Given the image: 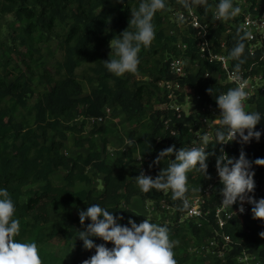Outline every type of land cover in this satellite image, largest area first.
<instances>
[{
    "label": "trees",
    "instance_id": "1",
    "mask_svg": "<svg viewBox=\"0 0 264 264\" xmlns=\"http://www.w3.org/2000/svg\"><path fill=\"white\" fill-rule=\"evenodd\" d=\"M175 1L164 0L165 10L155 14L152 21L155 38L149 47L141 46L137 72L118 77L105 67L104 61L110 59L112 51L109 42L128 28L131 12L138 9L142 0H0V189L8 190L16 209L13 218L20 220V231L14 239L21 243L35 242L42 264H66L47 246L54 238L65 243L74 240L70 264H82L95 254V248L85 249L78 237L79 231L91 223L86 220L82 226L79 211L92 204L106 208L114 217H123L117 222L121 226L131 227L129 219L137 225L148 219L166 226L170 241H184V252H179V244L173 248L177 264H187L191 260L189 248L194 239L219 237L214 213L204 214L201 223L190 220L188 227L180 223V215L188 209L182 210V202L174 201L172 196L167 201L177 208L178 216L171 222L151 218L128 205L138 196L147 200L164 194L155 189L147 193L141 191L134 179L141 171L135 154L146 159L143 162L145 169H152L158 175L175 159L173 154L159 164H153L159 152L172 145L176 150L187 148L186 143L192 139L189 127L183 124L189 117L179 120L177 134L171 132L174 127L167 129L164 126L155 85L160 78L173 77L167 68L166 57L176 51L173 42L177 37L170 34L172 22L166 20L165 13ZM248 1L252 9L264 8V0ZM219 2L207 0L205 5H198L199 11L212 21L213 7ZM226 22L232 27L227 32L229 55L238 40L240 18ZM226 30L223 21L212 28V35L220 38ZM184 39L191 43L190 52L196 55L195 40L187 36ZM52 41L57 42L56 61L49 68L44 61V45ZM244 43L241 59L245 63L241 68L253 67L264 73V45L253 54L247 40ZM112 58H115L114 54ZM236 63L237 60L231 59L232 66ZM201 65L199 72L189 75L183 82L194 85L206 101L230 89L229 85L216 83L214 77H205L207 70L219 67L217 63L201 60ZM35 87H39L37 99L30 103ZM209 88H212L211 94L207 91ZM109 105L113 112L124 114L131 125L132 143L125 149L118 170L107 163L104 155L111 129L94 125L84 133L88 117L102 115ZM248 112L260 114L261 120L254 131L261 132V137L259 141L251 139L253 145L246 147V143L239 142L238 134L228 154L230 158L238 159L243 149L246 158L253 162L250 171L255 172V179L264 176V166L254 164L257 158H264V89L249 100ZM79 117L81 120L76 123ZM69 132L74 135L75 145L87 147V153L73 156L65 152ZM98 137L104 143L103 151L97 148ZM221 147L223 145L213 141L206 148V152L215 153L206 160L208 175L216 171V157L220 155ZM61 168L67 171L63 183L56 180V172ZM91 168L93 173L89 172ZM187 177L189 191L186 197L189 198L192 189L205 177L195 169L189 171ZM96 179L99 184L94 183ZM78 182L88 187L78 189ZM222 188L219 183L211 200L204 203L206 208L220 202ZM254 198H264V193H254ZM58 202L72 207L75 213L73 209L64 211L62 226L48 231L52 208ZM238 203L239 200L232 206ZM224 230L231 235L233 247L225 264H236L234 258L243 251L259 252L260 263L264 264V238L259 235L264 232V221L254 219L251 212L242 219L232 218ZM90 239L95 245L114 247L112 242L99 237ZM205 264L223 262L216 260Z\"/></svg>",
    "mask_w": 264,
    "mask_h": 264
},
{
    "label": "clouds",
    "instance_id": "2",
    "mask_svg": "<svg viewBox=\"0 0 264 264\" xmlns=\"http://www.w3.org/2000/svg\"><path fill=\"white\" fill-rule=\"evenodd\" d=\"M179 3L191 11L194 5H205L207 0H179ZM164 0H142L138 9L131 12L128 28L118 38L109 42L111 48L110 59L104 61L107 70L120 77L126 73H136L140 63L138 54L141 46L147 48L155 38L153 18L157 11L165 10ZM240 7H233L232 0H220L213 13V20L228 21L241 13ZM183 22L184 17H179ZM129 28H134L130 31ZM242 33V34H241ZM237 43L232 48L228 59L237 60L234 66V75L231 77L237 87L230 88L226 93L216 97V103L220 109L219 119L214 122L221 127L215 132L216 143L227 144L237 139L241 144L248 143L255 138L259 141L261 132L254 131L260 122L261 116L258 112H246L244 102L249 93L245 91L247 81L240 76L241 65L245 60L241 59L245 51V40L254 39L253 33L245 27L237 29ZM114 54L115 58H112ZM212 93V88L207 89ZM247 130V135H245ZM202 144L199 147L180 148L176 150L175 145L169 146L157 155L153 164H159L167 156L175 155V159L167 168H163L155 179L140 174L134 177L141 191L147 193L152 189L162 191L165 194L172 192V199L182 202V210L189 208V200L186 197L188 188L187 173L193 169L211 179L207 173L206 160L215 153L206 152L210 143V136L205 134L201 137ZM129 144L132 141H128ZM252 163L246 158L243 149L239 158H230L220 149V155L216 157V171L223 185L221 205L231 208L238 200L239 211H245L243 204L247 202L253 205L251 211L254 219L264 221V198L256 200L254 196H248L255 189V172L250 171ZM257 166H264V158L254 161ZM198 165V167H197ZM151 167V165H150ZM200 191L201 189H192ZM16 209L10 194L6 188L0 189V264H42L38 247L35 242L21 243L14 238L20 231V220L14 219ZM113 213L99 204H92L86 210L79 211L80 224L83 226L86 220H90L85 230L79 231L78 237L83 241L85 249L95 248V254L86 259L82 264H177L174 258L173 248L179 241H170L166 226L150 222L144 219L138 225L129 219L128 226L117 223ZM264 238V232L259 234ZM90 237H99L105 242H112L114 247L107 248L104 244L95 245Z\"/></svg>",
    "mask_w": 264,
    "mask_h": 264
},
{
    "label": "built area",
    "instance_id": "3",
    "mask_svg": "<svg viewBox=\"0 0 264 264\" xmlns=\"http://www.w3.org/2000/svg\"><path fill=\"white\" fill-rule=\"evenodd\" d=\"M191 2V0H189ZM233 7H240L241 13L236 16L240 18L238 26L245 27L253 33L254 39L247 40L249 43V51L255 53L257 49L264 45V8L259 10L257 8L252 9L248 0H232ZM216 10V6L213 7V13ZM166 20H170L171 30L170 34L177 38L173 42L176 46V51L166 57L167 68L173 77H163L156 81L155 85L157 97L159 98L158 108L163 110L161 119L164 126L171 132L177 134L180 131L179 120L189 117L183 124L190 129L192 139L186 143L187 148L199 147L202 144L201 137L205 134L210 136V142L216 141L215 132L217 128L221 127L214 121L219 119L220 109L216 103V98L212 100H205L204 96L197 91L194 85L183 82V80L189 75H193L201 69V60L209 63H217L218 68L213 71L207 70L205 77H214L216 83L229 85L230 88L237 87L235 81L231 79L234 75V66L231 64V59H228L227 54V32L232 30L229 23H226V31L220 38L212 35V28L218 27L223 22L222 20H209L201 14L198 5H194L192 10L185 9L179 0H176L170 5L167 10ZM183 16V22L179 17ZM184 36L194 39L195 41V53L190 52L189 41L184 39ZM243 80L247 81L245 91L249 93L248 98L244 102L245 111H249V100L256 96L264 89V73L262 70H254L253 67L241 68L239 73ZM224 91L221 94L226 93ZM220 94V95H221ZM113 112V108L109 105L104 109L102 115H93L88 117L92 123L101 125L109 115ZM238 135V134H237ZM234 141L227 144H223L224 151L228 154V149L233 147ZM246 147H251L253 141L250 140L245 144ZM229 156V154H228ZM139 167L144 171L145 175L156 178V173L152 169H145L143 162L146 160L139 153L135 154ZM140 174V173H139ZM211 179L205 178L201 183L197 185L195 189H201L200 191H193L189 196V208L186 212L180 215V223H184L186 219L190 218L198 223H201V219L204 214L214 213L215 223L218 225L217 234L219 237L208 238L207 244L209 247L215 249V261L220 260L225 264L227 262V255L232 247V237L226 233L224 228L228 222L234 218H244L246 215L251 214L252 205L245 202L243 207L245 211L241 213L239 211L240 202L236 206L231 208H224L221 203L223 196H220V202L214 207H205L204 203L211 200L217 185L220 183L217 171L209 174ZM255 189L253 193H248V196H254V193H264V176L259 175L255 179ZM165 193L162 195L164 197ZM167 197L164 198L165 202L163 206L173 216H178V211L175 206L168 203L167 199L172 196L171 190L168 191ZM165 221L171 222L172 217ZM213 227V226H212ZM206 240V239H205ZM203 240L200 244L203 246ZM236 264H261L259 252L243 251L234 258Z\"/></svg>",
    "mask_w": 264,
    "mask_h": 264
},
{
    "label": "rangeland",
    "instance_id": "4",
    "mask_svg": "<svg viewBox=\"0 0 264 264\" xmlns=\"http://www.w3.org/2000/svg\"><path fill=\"white\" fill-rule=\"evenodd\" d=\"M44 47L46 50L44 61L47 67L52 68L56 61L54 52L56 51V48H57V42L52 41L49 45H44ZM38 91H39V87H35L34 95L30 98V103H34L36 101ZM252 107L255 108L254 105ZM80 120H81L80 117L76 119V123H79ZM94 125H98V124L92 123L90 120H88V124L86 126V130L84 133L90 130ZM101 126H106L111 129V132L108 138L109 141L107 144V148L104 151V155L106 157L107 163L112 168L118 170L121 168L120 159L124 157V151L130 145L128 141H131V138L129 135L131 125L126 120V117L124 114L120 112H112V114L107 117V119L101 124ZM97 139H98L97 148L103 151L104 143L103 141H101L99 137ZM64 150L67 154L73 155V156L77 155L78 153H87V147L78 148L75 145L74 135L70 132H69V138L66 142ZM136 164L139 165L138 162H136ZM93 171L94 170L92 168L89 169L90 173H93ZM66 172L67 171L62 168L56 172V180L59 183L65 182L64 177H65ZM94 183L99 184V181L96 179ZM76 187L79 189V188H87L88 186L83 182H78L76 184ZM167 194H165L164 197L161 195V196L149 198L147 200H143L141 197L138 196L132 202L131 206L132 208L149 215L151 218H156V219H160L163 221L170 217L174 219L173 214H171L163 206L164 203H167L165 202V199H164L167 197L166 196ZM69 209L72 210L73 208L65 206L62 202H58L57 205L52 208L51 221L47 225V230L51 231L53 228H60L63 224L62 219L65 213L64 211L69 210ZM72 211L73 213H75L74 209ZM190 220L191 219L188 218L184 222L186 227L189 226ZM210 228H213L212 225ZM198 241H199L198 239H194V241L192 242V246H190L189 248V251L192 254V258L187 264H204V262L206 261L214 262L216 259L215 255L217 252L214 251L215 249L209 247V244H207L208 239H206L205 240L206 242H204L203 244L205 248L202 247V244L196 245L197 243H199ZM47 246L49 249L55 251L56 254L61 256L64 259V262L66 264H70L71 258L75 250L74 240H72V242L65 243L63 240L54 238L47 243ZM179 246H180V249H179L180 253L186 250L184 241L182 239L179 240ZM205 252L209 253L208 258L205 257V255H207V253Z\"/></svg>",
    "mask_w": 264,
    "mask_h": 264
},
{
    "label": "crops",
    "instance_id": "5",
    "mask_svg": "<svg viewBox=\"0 0 264 264\" xmlns=\"http://www.w3.org/2000/svg\"><path fill=\"white\" fill-rule=\"evenodd\" d=\"M135 199H136V197L133 199V201H134ZM133 201H132V202H133ZM132 202H131L130 204H128L130 207H132V206H131ZM116 218H118V217H116ZM117 222H118V220H117ZM202 241H203V240H199V241H198L199 243H197L196 245L200 244ZM191 246H192V245H191ZM192 248H193V247H192ZM192 248H191V249H192ZM205 253H207V252H205ZM208 256H209V253H207V255H205L206 258H208ZM206 262H207V261H206ZM206 262H204V264H205ZM212 262H213V261H212Z\"/></svg>",
    "mask_w": 264,
    "mask_h": 264
}]
</instances>
